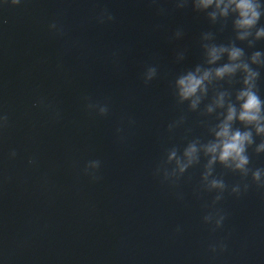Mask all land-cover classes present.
Masks as SVG:
<instances>
[{
  "label": "water",
  "instance_id": "water-1",
  "mask_svg": "<svg viewBox=\"0 0 264 264\" xmlns=\"http://www.w3.org/2000/svg\"><path fill=\"white\" fill-rule=\"evenodd\" d=\"M176 2L0 0V111L10 121L0 133V264H264V188L249 177L244 192L241 177L217 165L229 190L213 205L216 193L200 188L203 160L175 186L154 174L186 134L209 138L202 117L176 104L171 82L202 62V32H216L217 43L233 37L230 23L219 32ZM105 9L115 19L100 23ZM245 50L264 51V41ZM152 65L158 75L145 84ZM88 102L107 103L108 114ZM249 155L264 167V154ZM97 159L93 181L83 170ZM238 183L239 196L230 191ZM217 209L226 219L213 231L203 216ZM220 242L226 248L213 252Z\"/></svg>",
  "mask_w": 264,
  "mask_h": 264
},
{
  "label": "clouds",
  "instance_id": "clouds-1",
  "mask_svg": "<svg viewBox=\"0 0 264 264\" xmlns=\"http://www.w3.org/2000/svg\"><path fill=\"white\" fill-rule=\"evenodd\" d=\"M20 3L21 0H11L12 5ZM189 5L194 12L203 13L211 25H218L219 32H223L230 23L233 37L227 43H217L216 32H202V62L179 73L171 82L170 87L176 104L186 105V113H197L202 117L199 123L206 128L209 138L195 136L188 139L186 134L187 142L182 148L173 145L166 149L165 158L154 174L162 176V182L175 186L190 168L200 165L203 160L200 188L209 193H216L212 201L215 205L224 199V193L229 190L223 174H216L217 165L224 169L225 173L238 174L244 181V192L250 187L246 182L249 177L252 184L264 188V167H252L249 155L250 148L257 156L264 154V98L258 83L261 78L260 69H264V51L254 50L249 54L245 50L255 49L258 42L264 41V23H261L264 19V0L176 2L179 9ZM159 11L163 13L164 9ZM97 19L98 22L105 23L113 21L115 17L105 9ZM49 28L56 34L63 35L62 25L53 22ZM182 36L183 31L180 29L174 34L176 39ZM176 59L183 61L185 53L179 52ZM157 75L158 68L152 65L146 67L142 78L144 83L148 84ZM225 84L228 87H225ZM236 84L240 86L233 87ZM86 108L100 116H106L109 112L107 103L88 102ZM186 113L168 125L169 132L186 123ZM134 123L135 121L129 120L130 125ZM9 126L8 114L0 111V133L6 131ZM120 131L122 129L118 128L117 132ZM186 132H191V129ZM16 154L13 150L10 157L14 158ZM28 163H35L34 158H30ZM100 167V160H91L86 163L83 171L96 181L100 179L97 175ZM230 191L239 196L242 191L241 184L232 185ZM225 219L226 215L219 209L203 216L204 223L212 225L213 231L222 228ZM217 248L223 251L226 244L220 242L211 246L213 252Z\"/></svg>",
  "mask_w": 264,
  "mask_h": 264
}]
</instances>
